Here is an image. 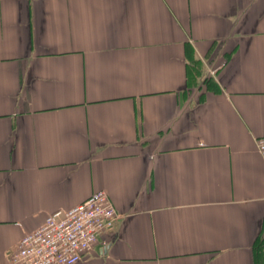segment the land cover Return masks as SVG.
Returning a JSON list of instances; mask_svg holds the SVG:
<instances>
[{
    "label": "crops",
    "instance_id": "1",
    "mask_svg": "<svg viewBox=\"0 0 264 264\" xmlns=\"http://www.w3.org/2000/svg\"><path fill=\"white\" fill-rule=\"evenodd\" d=\"M264 0H0V264L105 191L77 264H264Z\"/></svg>",
    "mask_w": 264,
    "mask_h": 264
},
{
    "label": "built area",
    "instance_id": "2",
    "mask_svg": "<svg viewBox=\"0 0 264 264\" xmlns=\"http://www.w3.org/2000/svg\"><path fill=\"white\" fill-rule=\"evenodd\" d=\"M255 146L264 162V137ZM116 219L108 194L97 191L78 206L48 214L41 226L24 234L10 253V264H77Z\"/></svg>",
    "mask_w": 264,
    "mask_h": 264
}]
</instances>
